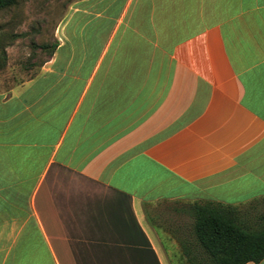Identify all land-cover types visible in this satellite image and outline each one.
Instances as JSON below:
<instances>
[{"label": "crops", "instance_id": "0c3cea01", "mask_svg": "<svg viewBox=\"0 0 264 264\" xmlns=\"http://www.w3.org/2000/svg\"><path fill=\"white\" fill-rule=\"evenodd\" d=\"M94 3L0 90V264H180L195 207L264 209V0Z\"/></svg>", "mask_w": 264, "mask_h": 264}, {"label": "rangeland", "instance_id": "374dc122", "mask_svg": "<svg viewBox=\"0 0 264 264\" xmlns=\"http://www.w3.org/2000/svg\"><path fill=\"white\" fill-rule=\"evenodd\" d=\"M95 0H17L0 10V42L5 66L0 68V90L37 73L48 59L42 44L62 41L70 27L80 25ZM264 213L250 212V217Z\"/></svg>", "mask_w": 264, "mask_h": 264}, {"label": "trees", "instance_id": "16d2710c", "mask_svg": "<svg viewBox=\"0 0 264 264\" xmlns=\"http://www.w3.org/2000/svg\"><path fill=\"white\" fill-rule=\"evenodd\" d=\"M17 0H0V10L10 8ZM57 42L40 48L51 55ZM6 53L0 42V68ZM193 242L181 244L184 258L180 264H246L264 259V213L242 221L232 207L208 203L195 207L192 225Z\"/></svg>", "mask_w": 264, "mask_h": 264}]
</instances>
